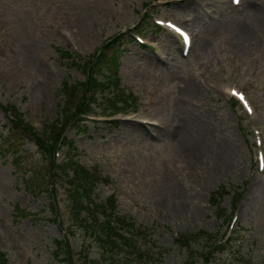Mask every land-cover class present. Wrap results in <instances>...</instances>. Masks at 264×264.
Listing matches in <instances>:
<instances>
[{"label": "rangeland", "instance_id": "1", "mask_svg": "<svg viewBox=\"0 0 264 264\" xmlns=\"http://www.w3.org/2000/svg\"><path fill=\"white\" fill-rule=\"evenodd\" d=\"M156 18L191 31L187 54L153 25ZM138 19L143 44L124 34ZM119 31L116 74L105 93L112 103L92 105L79 122L77 107L62 113L63 80L76 83L79 96L86 91L76 54L89 56ZM229 87L247 94L253 112ZM7 105L51 137L70 122L64 132L75 157L98 174L93 193L99 202L112 195L116 211L144 227L145 245L159 258L150 264H184L182 235L201 232L191 246L205 252L231 228L224 246L214 245L213 261L195 264H264V168L257 162L264 154V0H0V246L8 264H60L52 251L66 232L52 219L48 188L56 190L61 218L67 196L51 182L50 155L29 126H13ZM10 133L12 148L4 151Z\"/></svg>", "mask_w": 264, "mask_h": 264}, {"label": "trees", "instance_id": "2", "mask_svg": "<svg viewBox=\"0 0 264 264\" xmlns=\"http://www.w3.org/2000/svg\"><path fill=\"white\" fill-rule=\"evenodd\" d=\"M121 44L122 41L119 38H115L110 40L105 46L99 58V61L105 65V68L117 67ZM66 54L71 57L72 61L78 63V60H75L77 59L75 55L73 56L68 51H66ZM86 63H89V60L80 63L82 69H84ZM113 71L115 72V70ZM90 81L94 87L92 95L97 90L102 91L105 89V84L102 80L90 79ZM88 82V79L83 83L80 82L83 84L84 90H87ZM78 90L79 88L76 83L63 80L62 92L65 95V100L62 104V113L67 114L73 107H77L76 113L84 111V102L82 100H84L86 91H84L83 95L79 96ZM4 110L13 118V126L18 123L28 128L29 124L21 117L20 112L15 106L7 105ZM75 120L79 122L80 119L76 118ZM62 123L65 124V127L70 122L67 123L66 120H63ZM57 124L56 122L51 124L53 130L57 128ZM14 129L13 127L12 131ZM59 131H56L57 134H55L58 135ZM13 134L10 133L7 136L9 143H7L8 146L6 148H3L4 151L12 148L10 135L14 139ZM36 140L42 150L45 148L41 146L45 145L48 146V149H51L48 143L51 141L46 140L47 143H44L37 137ZM65 144L68 155L58 165V170L65 181L66 194H68V202L65 204V209L69 215V220L65 223V227L73 239V246L75 247L73 252L78 256L76 264H150L158 261L159 258L156 257V251L150 247L151 243L149 246H146L145 240L142 238L147 231L144 227L140 226L139 228L136 226L128 215L119 214L116 211L115 198L112 195L108 196L103 202H99V200L94 198L95 193H93V188L98 174L96 171L85 167L74 157L76 149L71 139H67ZM14 149L16 152L21 150L18 148ZM43 151L46 153L47 150ZM19 155L20 153L14 156L13 159ZM49 160V168L51 169L53 167V160L51 157ZM222 191L223 188L221 189ZM212 200H215V198L212 197ZM50 205L51 212L53 213L52 219L58 220L59 214L56 204ZM199 233L201 232H194L189 235L184 234L181 238L177 239L178 244L185 248L186 257L184 264H195L198 257L206 259L211 254L212 247L216 241L212 242L213 246H211L210 251L198 252L191 246L192 240L200 236ZM70 248L66 240L57 239L55 241V250L52 251V254L60 264H73L70 259L67 260L65 258V255L71 252ZM92 250H94L95 254L92 253ZM0 264H5V255L1 250Z\"/></svg>", "mask_w": 264, "mask_h": 264}, {"label": "bare ground", "instance_id": "3", "mask_svg": "<svg viewBox=\"0 0 264 264\" xmlns=\"http://www.w3.org/2000/svg\"><path fill=\"white\" fill-rule=\"evenodd\" d=\"M189 88L191 91H194V85L193 84H189ZM230 89V87H229ZM203 123V122H202ZM201 123V120L198 119V118H194L193 120V125H195L198 129H202L203 128V125ZM208 130V129H207ZM150 141V140H149ZM153 148V147H152Z\"/></svg>", "mask_w": 264, "mask_h": 264}, {"label": "snow or ice", "instance_id": "4", "mask_svg": "<svg viewBox=\"0 0 264 264\" xmlns=\"http://www.w3.org/2000/svg\"><path fill=\"white\" fill-rule=\"evenodd\" d=\"M236 2L238 3V2H239V0H236Z\"/></svg>", "mask_w": 264, "mask_h": 264}]
</instances>
